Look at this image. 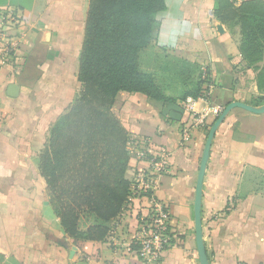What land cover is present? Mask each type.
I'll list each match as a JSON object with an SVG mask.
<instances>
[{
	"label": "crops",
	"instance_id": "1",
	"mask_svg": "<svg viewBox=\"0 0 264 264\" xmlns=\"http://www.w3.org/2000/svg\"><path fill=\"white\" fill-rule=\"evenodd\" d=\"M164 1L155 42L141 52L139 65L161 78L165 64L183 63L189 95L169 82L162 89L176 102L168 105L121 91L111 110L132 136L147 137L172 154L155 198L167 205L181 240L155 264H200L194 203L215 120L195 119L208 105L257 106L255 100L264 97V40L261 56L247 58L241 24L243 16L261 10L252 3L264 6V0H220L221 7L217 0ZM7 10L23 22L9 31L18 42L15 58L0 66L1 264H143L108 239L76 243L66 235L39 169L51 127L82 90L78 76L89 0H10L0 6V29ZM199 84L200 93H209L206 100L193 98ZM188 98L193 111L186 107ZM187 128L190 140L182 144ZM147 167L130 160L127 178ZM135 201L136 208L146 205ZM201 218L210 264H264V114L235 108L217 130L203 180ZM125 225L129 231L137 227L133 218Z\"/></svg>",
	"mask_w": 264,
	"mask_h": 264
},
{
	"label": "trees",
	"instance_id": "2",
	"mask_svg": "<svg viewBox=\"0 0 264 264\" xmlns=\"http://www.w3.org/2000/svg\"><path fill=\"white\" fill-rule=\"evenodd\" d=\"M152 2L155 7L149 6ZM257 4L261 10L241 18L243 52L250 60L261 56L264 40V6L259 1L252 6ZM165 8L164 0H89L78 76L82 90L51 127L39 156L61 229L76 243L107 240L133 196L127 178L132 135L111 110L117 94L139 93L163 105L176 102L154 74L139 66L141 52L155 42L156 18ZM195 90L193 98L206 96L200 84Z\"/></svg>",
	"mask_w": 264,
	"mask_h": 264
},
{
	"label": "built area",
	"instance_id": "3",
	"mask_svg": "<svg viewBox=\"0 0 264 264\" xmlns=\"http://www.w3.org/2000/svg\"><path fill=\"white\" fill-rule=\"evenodd\" d=\"M22 22L21 15L14 10H7L1 17L3 26L0 29V66L15 58L18 42L9 31L17 29ZM205 94L208 97L209 93ZM206 96L203 97L204 100ZM186 107L188 110H194L192 98L187 99ZM224 109L217 105L205 106L195 120L204 123L212 116L216 121ZM189 140L190 133L187 128L182 132V144ZM127 149L131 160L148 163V167L134 175L133 196L120 214L108 240L114 249L123 250L126 254L139 258L143 264H155L160 262L164 253L178 241L171 227V215L167 205L155 198L160 179L172 166V154L165 146L154 147L152 140L147 137L132 136ZM137 199L146 200V205L136 208ZM129 218H133L137 223L134 231H129L125 225Z\"/></svg>",
	"mask_w": 264,
	"mask_h": 264
},
{
	"label": "water",
	"instance_id": "4",
	"mask_svg": "<svg viewBox=\"0 0 264 264\" xmlns=\"http://www.w3.org/2000/svg\"><path fill=\"white\" fill-rule=\"evenodd\" d=\"M235 108H241L248 112L254 114H264V105L261 106H252L243 102H233L228 104L223 113L219 116V118L215 121L213 126L210 129V132L207 137L205 149L203 152V157L200 165V171L198 175V181L196 186V197L194 203V213H195V237H196V245L199 254L200 264H210L204 242H203V232H202V218H201V207H202V187L205 171L207 168V163L210 156L211 146L215 137V134L219 127L222 125L226 117L230 114V112Z\"/></svg>",
	"mask_w": 264,
	"mask_h": 264
},
{
	"label": "rangeland",
	"instance_id": "5",
	"mask_svg": "<svg viewBox=\"0 0 264 264\" xmlns=\"http://www.w3.org/2000/svg\"><path fill=\"white\" fill-rule=\"evenodd\" d=\"M4 0H0V3H2ZM150 7H155L156 6V3L152 2L149 4ZM154 33H155V30H154ZM182 64V65H181ZM171 65V63L169 62L168 64H165V68L163 69V71L161 72L162 74L161 75V78H156L157 79V82L158 84L163 87V85H166L168 84L169 82V85H170V88L172 87H175L176 85L178 86V88H182L183 89V92L184 93L185 91H187L188 89V86L186 84V80H184L185 77H187V75L185 74V70H184V64L177 61L175 62V67H173V65ZM140 66V65H139ZM141 70V68H140ZM142 71V70H141ZM143 72V71H142ZM180 73H181V77H180ZM174 75H178V77L174 76ZM165 77L163 79V77ZM174 76L173 78L170 79V77ZM177 88V89H178ZM259 99V98H258ZM262 101H258V100H255V103L254 104H257V106H259L258 104H262L261 103ZM264 105V103L262 104ZM1 257H0V264H1Z\"/></svg>",
	"mask_w": 264,
	"mask_h": 264
}]
</instances>
